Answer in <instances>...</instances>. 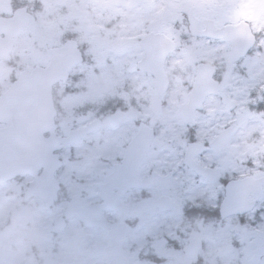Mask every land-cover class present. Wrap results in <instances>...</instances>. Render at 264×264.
<instances>
[{
	"label": "snow or ice",
	"instance_id": "6c2138e0",
	"mask_svg": "<svg viewBox=\"0 0 264 264\" xmlns=\"http://www.w3.org/2000/svg\"><path fill=\"white\" fill-rule=\"evenodd\" d=\"M0 264H264V0L0 16Z\"/></svg>",
	"mask_w": 264,
	"mask_h": 264
},
{
	"label": "rangeland",
	"instance_id": "374dc122",
	"mask_svg": "<svg viewBox=\"0 0 264 264\" xmlns=\"http://www.w3.org/2000/svg\"><path fill=\"white\" fill-rule=\"evenodd\" d=\"M15 3H24L31 6L33 0H15ZM11 1L10 0H0V12L2 11H9L11 9Z\"/></svg>",
	"mask_w": 264,
	"mask_h": 264
},
{
	"label": "flooded vegetation",
	"instance_id": "af4514ba",
	"mask_svg": "<svg viewBox=\"0 0 264 264\" xmlns=\"http://www.w3.org/2000/svg\"><path fill=\"white\" fill-rule=\"evenodd\" d=\"M2 12H4V13H0V15H7L8 13H7V11H2Z\"/></svg>",
	"mask_w": 264,
	"mask_h": 264
}]
</instances>
